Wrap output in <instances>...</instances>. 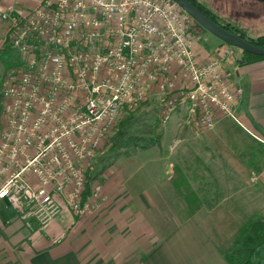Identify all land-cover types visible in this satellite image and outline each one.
<instances>
[{
  "label": "built area",
  "instance_id": "2783aa9c",
  "mask_svg": "<svg viewBox=\"0 0 264 264\" xmlns=\"http://www.w3.org/2000/svg\"><path fill=\"white\" fill-rule=\"evenodd\" d=\"M0 15L24 61L2 91L0 199L40 229L64 210L94 209L100 181L84 194L97 150L153 93L163 125L181 111V127L197 134L221 117L241 123L242 89L227 69L237 48L203 57L194 20L175 0H43L27 16Z\"/></svg>",
  "mask_w": 264,
  "mask_h": 264
},
{
  "label": "rangeland",
  "instance_id": "374dc122",
  "mask_svg": "<svg viewBox=\"0 0 264 264\" xmlns=\"http://www.w3.org/2000/svg\"><path fill=\"white\" fill-rule=\"evenodd\" d=\"M199 2L214 11L221 23L240 27L246 30L249 37L264 34L262 2ZM193 20L194 25L200 28ZM5 24L0 20V46L6 38L10 39V32L8 33ZM5 33L6 38L3 36ZM202 41L203 38H200L199 42L205 46ZM14 50L13 59L19 61L17 65L6 67L0 63V125L5 121L2 91L6 74L9 70L24 65L21 53L16 48ZM184 116L183 111L178 112L168 124L163 125L160 101L156 93L140 109L124 116L105 138L92 160L95 170L92 172L94 181L91 180L90 191L92 192L96 179L100 181L102 188L101 195L92 199L95 207L91 212L98 211L101 204L112 202V199L122 208L125 206L127 211L132 210L127 206L129 203L141 205L140 200L152 199L154 207L140 206L139 211L146 212L153 220L155 233L161 235L164 231L171 230L184 216H196L198 220L213 224L219 235L213 237L220 242L223 252H226L234 245L242 228L251 218L264 219V186L259 175L264 169V145L228 117L219 118L213 130L201 134L189 128L180 132L179 122ZM126 120L129 122L125 128L126 133L119 138L122 124ZM219 120L225 121V124L218 128ZM179 138L183 140L181 145L174 152L169 151ZM216 138L219 140L216 141ZM135 143H144L147 147L143 149L135 146ZM218 143L222 145L217 147ZM222 148H229L231 156L220 157ZM170 163L175 165L172 167L176 172L172 178L173 183L168 181V175H172L168 171ZM244 168L246 171L241 176L237 171ZM254 175L258 177L257 181L251 180ZM168 187L175 192L167 193L170 197L158 194ZM177 190L181 193L176 194ZM193 192L199 196L198 200ZM166 198L171 199L169 208L168 203H164ZM200 198L206 201L201 204L202 207H198ZM220 199L222 201L217 202Z\"/></svg>",
  "mask_w": 264,
  "mask_h": 264
},
{
  "label": "crops",
  "instance_id": "0c3cea01",
  "mask_svg": "<svg viewBox=\"0 0 264 264\" xmlns=\"http://www.w3.org/2000/svg\"><path fill=\"white\" fill-rule=\"evenodd\" d=\"M42 2L0 0V11L24 17ZM0 20L6 23L9 33L11 22L3 20L1 15ZM194 29L206 44L200 43L199 47L203 57L204 54L215 53L225 43L201 26H195ZM3 36L6 38V33ZM235 54V62L227 66L232 80L242 89L234 105L241 123L234 121L242 130L256 132L263 139L258 140L264 145V59L242 64L239 62L243 55L241 51L236 50ZM224 124L222 120L217 127ZM185 128L179 122L180 132ZM177 141V147H170L169 151L174 152L183 142L181 138ZM220 145L218 143L217 147ZM222 149H219L224 152H220V157L231 156L229 148ZM170 167L168 171L172 175H168V181L173 183L176 172L172 167L175 165L170 163ZM245 171L244 168L237 172L243 176ZM259 175L264 186V169ZM253 177L251 180L257 181L258 177L256 180ZM167 193L175 192L171 187L158 192L164 197H167ZM177 193L181 191L177 190ZM139 196L143 197L142 194ZM195 198L198 200L199 196L195 194ZM166 199L164 203H168L169 208L171 199ZM113 201L101 204L99 212L95 210L85 215L64 210L43 230L34 219L26 218L16 210L9 199H0V264H230L220 242L213 237L219 235L212 223L198 220L196 216H184L175 227L159 235L153 230V220L146 212L139 211L140 206L154 207V200H140L141 205L129 203L127 206L132 210L128 211L125 206L122 208ZM199 202L198 207H202L201 204L206 201L200 198Z\"/></svg>",
  "mask_w": 264,
  "mask_h": 264
},
{
  "label": "trees",
  "instance_id": "16d2710c",
  "mask_svg": "<svg viewBox=\"0 0 264 264\" xmlns=\"http://www.w3.org/2000/svg\"><path fill=\"white\" fill-rule=\"evenodd\" d=\"M191 1L196 6H199V8L205 13V15L222 25L224 28L242 36L243 38L249 40L251 43L257 46L264 47V34L255 37H249L246 33V30L240 27H235L231 24L225 25L221 23L217 19L215 15L216 13L209 9L203 3L199 2V0ZM237 50H239V48H237ZM14 51L15 50L12 47L10 39L6 40L4 45L0 48V63H2L6 67L17 65L19 61H14ZM239 51H241V53L243 54L239 60V62L242 64L252 63L264 59V56L254 55L241 49ZM128 125L129 122L127 120L123 122L121 127V135H119V138L124 137V134L126 133L125 128ZM130 138L132 139V136ZM135 146L145 149L147 147V144L135 143ZM93 177L94 176L91 173L88 174V182L84 194V200L88 199L91 193L90 183ZM224 255L230 264H264V219L262 217L251 218L248 223H246L242 228L240 236L235 241L234 245L230 250L224 252Z\"/></svg>",
  "mask_w": 264,
  "mask_h": 264
},
{
  "label": "water",
  "instance_id": "95a60500",
  "mask_svg": "<svg viewBox=\"0 0 264 264\" xmlns=\"http://www.w3.org/2000/svg\"><path fill=\"white\" fill-rule=\"evenodd\" d=\"M175 1L182 9L187 11L202 28L210 31L213 35L221 39V41L239 48V50L241 49L254 55L264 56V47L257 46L242 36L224 28L222 25L205 15L199 6H196L191 0Z\"/></svg>",
  "mask_w": 264,
  "mask_h": 264
},
{
  "label": "flooded vegetation",
  "instance_id": "af4514ba",
  "mask_svg": "<svg viewBox=\"0 0 264 264\" xmlns=\"http://www.w3.org/2000/svg\"><path fill=\"white\" fill-rule=\"evenodd\" d=\"M252 1H258V2H262V3H264V1H263V0H252Z\"/></svg>",
  "mask_w": 264,
  "mask_h": 264
}]
</instances>
